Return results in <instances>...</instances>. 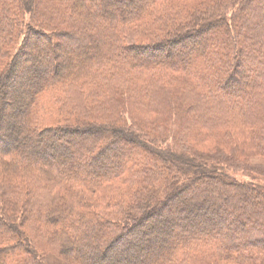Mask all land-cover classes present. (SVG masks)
I'll return each instance as SVG.
<instances>
[{"label":"trees","instance_id":"1","mask_svg":"<svg viewBox=\"0 0 264 264\" xmlns=\"http://www.w3.org/2000/svg\"><path fill=\"white\" fill-rule=\"evenodd\" d=\"M131 1L116 0L123 7L110 5L102 12L92 6L95 15L88 16L73 0H56L57 7L51 0H0V177L6 178L0 187V264H47L34 246L37 239L69 264H94L88 262L89 251L106 264H123L105 255L133 232L134 220L144 213L145 221L151 214L161 216L175 197L206 183L213 189L193 193L202 196L194 209L229 207L231 213L214 214L221 226L204 227L206 209L172 204L181 215L168 218V224L160 218L153 223L168 241L137 264H185L195 250L209 254L201 263L264 264V187L227 174L226 167L241 163L235 155L208 154L191 144L213 141L235 152L233 129L244 133L249 148L244 153L264 157V0H134V6ZM218 30L216 52L203 57L209 46L198 35ZM89 31L99 34L92 43L102 46V57L85 53L88 45L80 34ZM57 37L70 39L82 52L66 57L65 68L55 54L52 74L23 91L13 113L37 140L17 142L5 132L9 115L1 110L9 114V93L21 82V69L28 73L48 62L36 55L46 49L53 54L60 46L53 42ZM194 38L200 48L190 59L147 58L170 55V47ZM44 41L53 47L41 46ZM31 42L39 45L32 60ZM246 59L257 69L234 91ZM28 60L33 66L22 68ZM59 142L82 153L79 165H72L70 150L61 163L53 159L49 153L61 147ZM7 193L27 196L26 218L10 221ZM250 194L254 207H261L253 215ZM145 221L141 227L150 230ZM190 225L194 230L187 229ZM176 229L180 233L174 236ZM145 244L139 239L137 246Z\"/></svg>","mask_w":264,"mask_h":264},{"label":"rangeland","instance_id":"2","mask_svg":"<svg viewBox=\"0 0 264 264\" xmlns=\"http://www.w3.org/2000/svg\"><path fill=\"white\" fill-rule=\"evenodd\" d=\"M53 1V4L51 2L52 5H55V7H57L56 4V0H51ZM76 2H81L82 3V11L83 13L87 14L88 16H93L95 14H93L94 12H92L91 8L93 6V8L95 7L96 10H98L99 12L104 11V9H106V7L108 6H114V7H123L120 6L118 4L115 3L116 0H100V2L102 3V5H97L98 0H96L97 3H90L88 0H73ZM128 0H126L127 3ZM133 1V2H132ZM131 2H129L128 4H132V6H134V0H132ZM176 2H183V3H193L196 0H175ZM100 3V4H101ZM116 7V8H117ZM114 8V9H116ZM125 10H127L128 12L130 11V8H125ZM44 10V9H42ZM248 13V14H247ZM245 14L248 16L249 15V10L245 9ZM261 15V14H260ZM246 16V17H247ZM28 17V15H25V19ZM247 22H249V20H247ZM211 27V26H209ZM208 27V28H209ZM102 28V26H101ZM63 32H67V31H72L71 29H62ZM87 30H85L86 33ZM90 35H84V34H80V36L82 37V40L85 41V44L88 45L87 49L85 50V53L89 56H94V54H97L98 56L102 57L101 55H103L105 52L102 48V46L100 44H93L92 40H96L97 39V35L99 34H94L91 33V31H89ZM198 36H200V40L203 41H207L208 43V51L207 52H203L204 56L203 57H209V55L211 54V52H216L215 47L212 45L213 43H217L218 39L222 36V33L220 30L215 31V32H211V33H201ZM251 36V35H250ZM85 37V38H84ZM51 40V39H50ZM49 40V41H50ZM53 42H58L60 43L59 47L54 48V50L52 51V53H49V51L46 49L44 52L45 53H39L40 55L38 56V54L36 55V57H38L39 59H43V58H47L46 63H43L44 61H42V63L40 62V65L38 67L39 71H37L38 69L36 67H34L32 65V62H30V60H32L33 58H35V47L39 46L37 43L31 42V45L29 46L31 49V51L33 52V54L31 55V59L28 60L26 63L23 62V67L22 68H27L25 65H31L33 66L31 72H26V69H21V82L18 83L16 86H14V92H12L11 94L9 93V116L8 119H6V122L4 123L5 126V132L7 131L8 133H12L15 136V140L17 142H23V143H28V141H31V144H35L37 138L31 134H29L25 129H23L22 125H20L17 122V115L13 113L14 110H17L16 107L18 105L19 100L21 99V97H23V91L24 90H29L32 86L33 82H36L38 79H40L41 77H44L46 75H51L52 74V66L51 64H49L50 61L54 60V55H57V58L60 57L61 60H63V67H66V57L68 56H77V54H80L82 51V48H75L71 42L70 39L66 40V39H61V38H53ZM49 41H44L42 43L41 46H44L45 48L48 47L51 43ZM52 42V43H53ZM211 45V46H210ZM172 46V45H171ZM249 45L247 43L241 45L242 48L246 49V47H248ZM53 47V45L51 44L50 49ZM200 48V41L192 40V42L190 43H185L184 45H180L177 47H170L171 50V54L168 55L165 52H161L158 54H154L152 56H147V58H162L164 60H169L171 58L175 59V56H181V58L184 59H190V57L193 55V52L198 51ZM102 51V52H101ZM106 51H112V50H106ZM47 53V54H46ZM44 55V56H43ZM105 56V55H104ZM80 56L78 55L77 58H79ZM74 59V58H73ZM71 60V65L72 67H76V61L75 60ZM197 61H204L205 59H198ZM245 64L241 65L240 69L242 73H240L238 75V77L235 79L236 82L233 85V88H231L234 91H239L240 89H242L244 87V85L247 84L248 82V78L251 76V73H255L257 66L254 65V62H250L249 59L244 60ZM231 62V61H230ZM199 64V63H198ZM245 68H248V71L246 72V77H243L244 75H242L243 73L245 74ZM227 69V68H225ZM244 70V71H243ZM251 70V71H250ZM48 73V74H47ZM56 74H53V77H55ZM16 84V83H15ZM219 86H224L223 83H219ZM12 113V114H11ZM16 131L17 134H16ZM26 131V132H25ZM243 133V132H242ZM232 134L234 136V138L236 139V145L237 148L234 149L235 152H233L232 150H230L229 147H221L219 145H217L215 142L211 141V142H206L203 143L202 145H197V143L195 144L194 141H192V145L195 146V148L199 151L202 152H207L209 153H223V154H230V155H235L238 160H240L241 163H238L237 166H231L230 168L226 167V172L227 174L233 178L234 180H237L239 182L242 183H250L253 182V180H255L256 182L260 183L261 186L264 187V157L257 154V153H251L247 155V153H244V151L247 150V152L249 151L248 145L246 143V138L243 134H241L240 132H237L236 130L232 129ZM30 144V143H28ZM60 144V148H58L57 151H53L51 150V153H49L54 160L56 161H60V163L62 162L61 159L65 158V156L67 155V151L65 150H70L71 151V146H69L67 143H63V142H59ZM197 145V146H196ZM79 149V147H78ZM113 147H110V150H112ZM78 151V150H77ZM111 152V151H110ZM82 154V153H81ZM80 154V155H81ZM257 154V155H254ZM71 155L73 156V161H71L72 165H75L76 163L79 165L80 161V155L77 154V152L75 150L71 151ZM48 158L51 159V157L48 156ZM108 161H116V159H113L111 157H107ZM106 159V160H107ZM127 159H129V156L127 157ZM105 159H99V161H106ZM74 167V166H73ZM6 178L0 177V187L2 185H4V181ZM215 187V186H214ZM191 188L189 190V193H185L180 195V197H175L171 202L170 205L171 207L166 208L163 213L161 214V216H157L155 214H151L150 218L148 219V221H145L149 227L150 230L148 232L147 228H142L140 227L138 229V231H133L132 233H130L127 236L123 237V241H119L120 243L116 244L111 250H109L105 257L108 256V260L111 259L112 256H114V258H118L120 259V261H123L126 264H137L139 263L142 259H144V257L146 256V253H148L149 250H155V248L158 249V245H160L161 243L167 242L169 239V235L167 233L164 232H160L158 230H154L155 227L153 226V223L156 222L157 218H160L162 220H164V222L166 224L167 223V219L168 218H178L179 213H176V210H173V205L172 204H182L185 205L187 207H190V209H194L195 206H193L194 204L199 205L197 203H199V201L201 200L200 197L193 196V193L195 192H202V193H206L210 190L213 189V186L209 185L208 183H206L204 185V188ZM242 192V191H241ZM7 197L9 198V202H7L5 205L6 207V214H10V221H12V218H26V208L25 205H28V202L23 201V199L25 197H27L26 195H20L19 193L17 194H8L7 193ZM248 204L250 206L251 209V213L253 215V213H255V210L257 212L261 211V207L257 206L254 207V202H255V197L253 196V194H250V196L248 197ZM29 200L30 202L33 201L32 197L29 196ZM12 202V204H11ZM1 205V203H0ZM254 207V208H253ZM196 208L194 209L196 212H202L204 211V209H206V211H208L210 213L208 219L204 220V227L206 228H213L215 226H221L222 222H220L216 216L214 217V214H225L227 213H231L232 211L229 210V207H225L223 206V204H219L218 208H213V207H206L203 208ZM228 208V209H227ZM97 210H99L97 208ZM109 209H105V212H108ZM5 214V213H2ZM183 215V214H182ZM38 218V217H37ZM9 222V221H8ZM25 223V222H24ZM235 223V221H234ZM23 224V223H22ZM21 226V225H20ZM23 226V225H22ZM175 228V227H174ZM188 230H194L193 226H188L187 228ZM148 232V233H146ZM176 232V233H175ZM180 231L179 230H175L173 231L174 236L179 235ZM231 233H234V231H232ZM30 234V233H29ZM28 233H26V235L29 236ZM31 235V234H30ZM233 237H235L236 235L234 234H230ZM139 239H142L143 241H146L147 244L145 245H139ZM93 243H96V239H93L92 241ZM129 242L132 244H135L136 247L133 248L129 247ZM35 247H37V251L43 255V257L45 258V261L47 264H69L64 257L61 254H57L54 252V250L49 249L48 247H46L41 241H39L38 239L35 241L34 243ZM73 245L74 247H79L80 248V243L79 241L76 239H73ZM103 249L105 248L106 245H104L103 243ZM102 250V249H101ZM160 250V248H159ZM158 251V250H157ZM99 253L101 254V256L104 254L103 251H99ZM90 259L88 260L89 263H94V264H106L104 263L105 260H98V257H95L94 253H92V251H89V256ZM115 258V259H116ZM207 258H209V254L204 250V251H189L188 255L185 257V264H208L207 263H201L202 260H206ZM123 263V264H124ZM112 264V263H111ZM220 264H226V263H220Z\"/></svg>","mask_w":264,"mask_h":264},{"label":"bare ground","instance_id":"3","mask_svg":"<svg viewBox=\"0 0 264 264\" xmlns=\"http://www.w3.org/2000/svg\"><path fill=\"white\" fill-rule=\"evenodd\" d=\"M1 114H2L3 116L8 115L7 112L4 111V110H1ZM2 126H4V124H3ZM146 219H147V213H144L140 218L134 220V221L132 222V228H131V231L138 230L141 226H143L144 221H145ZM148 232H149V230H148ZM148 232H146V233H148ZM120 239H121V238H120ZM120 239H119V240H120Z\"/></svg>","mask_w":264,"mask_h":264}]
</instances>
